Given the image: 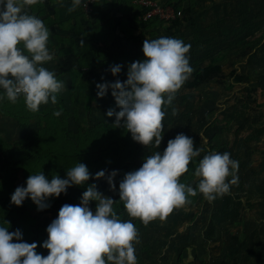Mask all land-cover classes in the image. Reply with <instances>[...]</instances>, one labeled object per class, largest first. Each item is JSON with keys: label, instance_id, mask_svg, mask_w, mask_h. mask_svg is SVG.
<instances>
[{"label": "rangeland", "instance_id": "1", "mask_svg": "<svg viewBox=\"0 0 264 264\" xmlns=\"http://www.w3.org/2000/svg\"><path fill=\"white\" fill-rule=\"evenodd\" d=\"M248 1L203 0L178 30L154 23L122 40L116 49L104 45L106 56L99 61V76L93 81H83L88 67L74 58L59 55L50 61L47 69L65 84L56 104L49 101L32 112L22 97L16 103L7 99L0 102L1 136L12 146L31 135L37 139V144L25 148L33 154L29 166L20 172L21 178L42 171L50 180L78 162L91 172L102 166L105 158L108 163L117 159L111 172H119L120 164L134 159V171L145 157L162 153L169 140L183 133L193 139L194 150L199 148L201 154L190 162L182 183L196 188L199 178L195 168L210 151L228 152L238 161V182L230 186L228 194L212 202L200 193L189 197L186 205L147 225L124 209L122 220H131L139 233L137 264H264V0ZM160 37L190 44L187 55L193 69L216 61L222 63L223 71L197 88L182 85L172 104L164 109L163 139L156 148L135 142L130 132L114 125L115 116L106 113L120 109L111 89L103 98L97 97L96 84L123 83L128 66L144 59V40ZM117 64L121 72L113 76L110 67ZM55 112L61 114L56 116ZM112 137L125 141L122 154H115L116 158L108 156L111 152L106 150ZM102 148L103 154L99 151ZM96 153L102 155L98 161L94 159ZM7 169L0 156V176ZM113 182L116 190L109 186L105 196L116 202L118 175ZM89 207L94 212L96 202L91 201ZM57 217L37 209L29 211L24 234L38 236L42 244L48 238L47 227ZM39 254L47 256L48 250L43 248Z\"/></svg>", "mask_w": 264, "mask_h": 264}, {"label": "clouds", "instance_id": "2", "mask_svg": "<svg viewBox=\"0 0 264 264\" xmlns=\"http://www.w3.org/2000/svg\"><path fill=\"white\" fill-rule=\"evenodd\" d=\"M43 2L0 0V102L7 99L16 103L22 97L32 112H38L49 101L56 104L57 94L65 87L53 71L44 67L54 59L48 47L49 27L26 11L27 7ZM81 5L87 6L84 0H71L68 10L75 11ZM190 47L174 37L145 39L144 59L128 66L123 83L116 80L96 84L98 98L111 89L120 111L109 109L106 115L115 116L114 125L130 132L135 142L159 148L164 109L172 104L193 72L187 55ZM110 72L117 76L121 65L111 66ZM200 154L199 148L194 150L193 139L180 133L168 141L162 153L157 151L145 157L141 167L126 173L119 182V201L127 214L147 225L157 218L163 220L198 193L209 202L228 194L230 186L238 182L239 166L228 152L210 151L198 161L195 176L199 182L195 189L180 182L190 162ZM117 175L113 170L106 177L113 191ZM90 176L87 166L79 162L66 171V178L53 175L49 180L42 171L29 175L26 187H17L11 195V204L22 206L30 198L41 211L50 207L49 198L66 194L68 188L85 184L87 187L80 204L63 205L47 227L48 238L41 245L48 250L47 256L37 253V243L23 242L19 229L9 232L8 227L0 226V264H137L138 229L131 220L120 218L112 198L101 194L95 184H88ZM105 176L101 170L92 178ZM91 201L96 202L94 212L89 207Z\"/></svg>", "mask_w": 264, "mask_h": 264}, {"label": "trees", "instance_id": "3", "mask_svg": "<svg viewBox=\"0 0 264 264\" xmlns=\"http://www.w3.org/2000/svg\"><path fill=\"white\" fill-rule=\"evenodd\" d=\"M113 2H109L107 5V8L111 7H117V0H112ZM125 1V0H124ZM101 2L102 4L105 3V0H97L93 4V11L91 14H87L82 5L78 7L75 11L72 12H79L84 13L85 15H93L96 12L97 5ZM203 0H190V4L188 6L180 4H175L174 2L170 1L169 4L173 5L176 9L182 10V17H179L170 23L164 22L162 20H159L157 18H153L150 20H144L143 19V10L136 4L133 3V9L135 10L134 19L137 20V22L141 23V26H150L154 23H159L162 25H168L169 29H176L178 30L179 27H181L184 23V19L188 14H190L193 10L197 8V6L201 5ZM118 3V2H117ZM66 8L71 7V0L65 1ZM61 19V17H60ZM57 21V20H56ZM83 26V27H82ZM95 25L91 26L89 23L86 25H80V28L76 29V34H79L82 36L83 45H81V49L78 52V55L76 57V60L78 63H81L82 66L86 65L88 67L86 70H84L82 74L83 81H93L95 78L99 76V61L102 60L106 54L105 51H103L104 45L108 44L107 36L104 35V33L107 32L106 26L103 27V31H97L95 29ZM74 34V32H73ZM101 35V36H100ZM99 42V46L97 47V43ZM222 63L220 62H210L203 66H198L197 68L193 69V72L191 73L189 79L183 84L184 88H197L201 84L205 83L209 79H211L214 76H218L222 73ZM106 130V128H105ZM111 130V129H108ZM110 132H114V130H111ZM109 132V133H110ZM68 137H72L70 133L67 134ZM125 141H117L116 137L110 138L108 142L109 148L106 149L110 151L111 153L108 155L112 158H116L115 154L121 155L122 148L124 147ZM37 144V139L35 135L29 136L27 139H25L22 142H19L12 146L9 141H6L0 134V156L4 159L5 163L8 165L7 171H5L0 176V226L8 227L9 232H13L17 229H19L22 232V239L23 242H27L29 244L35 242L37 243V253L43 251V248L41 247V243H39L38 236H28L24 234V231L26 230V219L28 217L29 211H32L34 209H37V206L31 201L30 198H26L23 202L22 206H15L11 204L10 197L14 193L15 189L19 186H25L26 187V180L27 178H21L20 172H23L26 170V168L29 166L32 158L33 151L29 149H25L26 147H31L32 145ZM18 146H21L19 148ZM102 154L105 152V148H102L99 150ZM100 153H96V156L94 159L97 161L100 160L99 158H102V155ZM118 156V155H117ZM106 157V155H104ZM103 157V158H104ZM107 158L103 159L102 166L97 168L96 170H93L90 172L91 176L88 181V184H95L97 187V190L105 196L106 192L109 189V184L107 182V175L111 172V167L113 165H117L116 161L117 159H113L111 162L106 161ZM134 159L124 161L122 164H120L119 172H118V179L119 181L123 179L124 175L128 172H131V167L135 164ZM104 170L106 173L105 178L101 179H93L92 177L95 176V173L98 171ZM62 175H60V178H66V171L62 170ZM186 173L180 177L181 180L185 179ZM87 184L80 186H72L67 189L66 194H61L59 197L52 198L48 203L50 204V207L41 210L40 212H46L50 214L57 215L60 208L65 205H78L81 201L82 193L86 190ZM119 207L120 210H116L117 214L120 216L121 219L125 218L126 213L124 212V206L123 203L117 199L114 206ZM8 222V224L5 223ZM15 242V241H14Z\"/></svg>", "mask_w": 264, "mask_h": 264}, {"label": "crops", "instance_id": "4", "mask_svg": "<svg viewBox=\"0 0 264 264\" xmlns=\"http://www.w3.org/2000/svg\"><path fill=\"white\" fill-rule=\"evenodd\" d=\"M65 1L67 0H44L43 3H38L26 8L29 14L37 16L49 27L50 37L48 47L50 53L55 56L54 60L59 55L71 59L74 58L75 60L78 52L83 50L81 49V45H83L84 39L81 35L76 34L75 31L77 28H80V25L89 23L91 26L95 25V29L97 28L96 30L101 32L103 31V27L106 26L107 32L104 33L108 40L106 47L109 46L111 50L116 49L118 44H120L122 40H127L129 36L130 38L136 36L137 31L142 28L141 23L134 19L135 10L133 9L132 0H117V7H111L105 9V11L104 8H107L109 2L111 3L113 1L105 0L103 4L99 2L96 12L93 15H85L77 11L70 12L68 8H66ZM159 1L167 4L172 1L175 4L182 3L184 6L190 4V0ZM234 1L236 0H232V2ZM98 46L99 42L97 43V47ZM102 49L104 50V47ZM51 63L49 61L44 67L50 68Z\"/></svg>", "mask_w": 264, "mask_h": 264}, {"label": "built area", "instance_id": "5", "mask_svg": "<svg viewBox=\"0 0 264 264\" xmlns=\"http://www.w3.org/2000/svg\"><path fill=\"white\" fill-rule=\"evenodd\" d=\"M97 0H84L87 4L86 8L82 5L87 14L93 11V4ZM133 3L138 5L143 10V19L150 20L157 18L164 22L170 23L171 21L182 17V10L176 9L173 5L161 3L159 0H133Z\"/></svg>", "mask_w": 264, "mask_h": 264}]
</instances>
